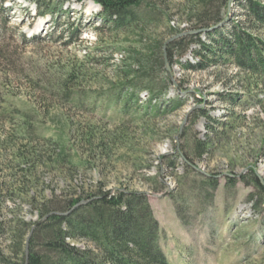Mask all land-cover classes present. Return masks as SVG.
I'll return each mask as SVG.
<instances>
[{
  "label": "rangeland",
  "instance_id": "obj_1",
  "mask_svg": "<svg viewBox=\"0 0 264 264\" xmlns=\"http://www.w3.org/2000/svg\"><path fill=\"white\" fill-rule=\"evenodd\" d=\"M213 2L209 13L222 22L211 30L236 24L264 42L244 0ZM143 3L155 20L130 32L105 25L99 0L0 4V264H22L44 200L120 191L147 193L169 264H264V191L255 182L264 185V71L224 50L197 56L201 46L191 44L155 69L151 104L146 80L111 102L138 58L204 30L195 28L198 0ZM204 33L196 35L213 44ZM176 98L180 110L169 103ZM60 140L75 165L51 164Z\"/></svg>",
  "mask_w": 264,
  "mask_h": 264
},
{
  "label": "trees",
  "instance_id": "obj_2",
  "mask_svg": "<svg viewBox=\"0 0 264 264\" xmlns=\"http://www.w3.org/2000/svg\"><path fill=\"white\" fill-rule=\"evenodd\" d=\"M198 1L202 11L196 17L195 28L204 29V35L214 43L217 39L224 41L216 42V45L206 44L194 34L171 41L166 49L163 43H158L149 51V55L137 59V68L130 66L125 80L116 87L118 91L110 99L111 102L120 101L124 88L137 89L140 83L137 81L146 80L143 89L148 92V101L151 104L160 91V85L154 78L155 69H164L166 57L170 63H174L175 52L179 57L184 56L191 44H200L201 50L196 53L197 56L201 57L202 52L214 53L224 50L228 52L229 57L235 59L237 65H256L264 71V42L244 33L236 24L229 33H226L224 28L211 30L222 22V18L218 13L210 15L209 7L213 5V0ZM244 1L248 16L264 26V6L261 2ZM6 2L7 0H0L1 5ZM99 3L103 10L102 21L105 25L110 24L114 32L137 30L138 26L149 25L155 20L152 15L154 13H151L149 8L145 9L143 0H99ZM39 15L45 16L46 13L40 11ZM181 66L187 70L203 67L192 64ZM164 82L170 84L171 80L166 76L163 84ZM68 88V93L64 91V94H74L75 89L70 86ZM169 103L173 110H180L185 106L182 98H176ZM63 144L61 140L55 141L54 146L61 155L52 160L51 164L60 167L63 161L75 165L72 159L62 155L66 150ZM255 182L257 187L264 191V185L257 177ZM39 215L41 220L47 216L48 218L29 227V230L33 231L27 240L29 252L28 255L24 253L21 258L22 264H169L159 245V224L147 193L120 191L112 197L108 193H101L85 203L82 197H53L41 203ZM24 231L22 228L19 232L21 235L19 234L17 252L22 250L23 238L26 235ZM79 240L92 243L95 251L76 246L75 242Z\"/></svg>",
  "mask_w": 264,
  "mask_h": 264
},
{
  "label": "water",
  "instance_id": "obj_3",
  "mask_svg": "<svg viewBox=\"0 0 264 264\" xmlns=\"http://www.w3.org/2000/svg\"><path fill=\"white\" fill-rule=\"evenodd\" d=\"M200 32H204V31L202 30V31H199V32H195V33H193V34H197V33H200ZM170 42H171V41H170ZM170 42H169V43H170ZM169 43H168V44H169ZM168 44H167V45H168ZM167 45L165 46V49H166ZM83 203H85V202H83ZM47 218H48V216L45 217L44 219L40 220L39 224L42 223V222H44V220H46ZM32 231H33V229H32ZM32 231H31V234H32ZM27 255H28V253H27Z\"/></svg>",
  "mask_w": 264,
  "mask_h": 264
}]
</instances>
